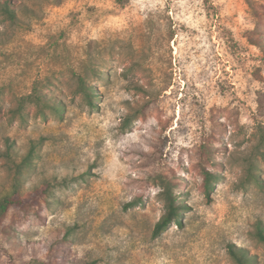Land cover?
<instances>
[{"label":"rangeland","instance_id":"obj_1","mask_svg":"<svg viewBox=\"0 0 264 264\" xmlns=\"http://www.w3.org/2000/svg\"><path fill=\"white\" fill-rule=\"evenodd\" d=\"M16 191L0 264H264V0H0Z\"/></svg>","mask_w":264,"mask_h":264},{"label":"trees","instance_id":"obj_2","mask_svg":"<svg viewBox=\"0 0 264 264\" xmlns=\"http://www.w3.org/2000/svg\"><path fill=\"white\" fill-rule=\"evenodd\" d=\"M7 10L11 15H14V11L10 9L9 6H6ZM89 92L88 97L89 101L94 102L93 96ZM213 174L211 172L206 173L205 178V188L208 192L211 190ZM164 200H165V211L161 218L155 224L153 235L155 237L160 236L164 231H166L169 226L173 223H180V215L184 208V205L178 202L177 196L174 194L171 188H166L163 192ZM24 198L20 196V194L16 191L11 196H7L0 203V222L6 218L9 211L15 204H23ZM259 240L264 242V227L259 226L257 232ZM232 254L235 257L238 264H252L253 257L248 253V251L244 248H240L239 250L232 249ZM91 264V263H90Z\"/></svg>","mask_w":264,"mask_h":264}]
</instances>
